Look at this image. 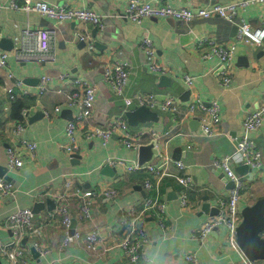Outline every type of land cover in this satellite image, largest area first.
Listing matches in <instances>:
<instances>
[{"label":"crops","instance_id":"crops-1","mask_svg":"<svg viewBox=\"0 0 264 264\" xmlns=\"http://www.w3.org/2000/svg\"><path fill=\"white\" fill-rule=\"evenodd\" d=\"M41 1L72 9H90L103 17L104 28L99 30L76 22L59 24L36 13L27 15L9 8L0 12V53H6L7 57L6 65L0 68V179L4 178L15 189L13 197H0V241L11 244L12 233L3 226L11 214L24 208L33 212L36 204H42L43 207L34 213V222L42 228L38 243L44 251L35 250L31 241L25 238L21 248L27 264H129L118 248L103 255L88 253L78 244L62 248L67 231L61 226V218L54 214L56 204L52 198L60 193L72 195L69 211L74 223L69 234L74 231L87 233L97 228L114 237L122 233L120 218L124 212L138 211L147 201L156 198L154 190L145 189V181H153L145 169L126 173L107 164V160H121L131 165L138 163V150L124 149L117 136L105 144L99 138L84 137L88 127L105 128L113 120L120 119L130 133L145 132L142 145L155 140L159 152L167 143L170 158L182 160L189 167L191 176L187 189L189 208L181 211L179 197L183 188L177 181L179 172L173 166L169 167V176L163 178L159 186L158 197L164 206L163 213L148 212L140 223L149 240L146 257L158 253L163 264H185L183 256L191 253L196 255L199 264H240L238 252L228 245L225 227L212 231L202 243L192 236L209 217L218 213L220 202L227 200L233 187L210 163L233 152L235 142L242 135L244 116L264 102V48L238 41V26L219 17L197 18L188 24L164 18H143L137 23L123 17L129 0ZM140 1L152 7L169 5L197 10L241 0ZM15 2L20 5L23 0ZM0 3L7 5L9 0H0ZM237 22H245L252 29L264 28V3L238 11ZM27 28L52 32V62L37 65L16 59L15 55L24 52L31 44L24 32ZM85 32H89L93 40L91 52L78 40V34ZM144 38L151 41L157 62L168 67L170 73L161 76L149 70L140 47ZM202 39L224 47L235 46V68L229 90L218 87V59L213 55L203 58L197 49L198 41ZM119 62H127L130 66L129 81L122 96H117L102 79L104 68ZM61 74L67 79L59 81ZM185 75L193 78L191 88L183 82ZM43 76L49 77L50 81L41 96L39 80ZM75 80L93 85L96 95L92 116L83 128L75 131L79 147L76 157L69 158L64 151L68 144L65 128L78 110L66 106L64 94L74 89ZM4 88L12 89L13 94L20 97L11 102ZM22 92L27 94L22 96ZM138 96H152L157 109L139 105ZM196 97L202 102L216 101L220 105L219 136H202L200 112L175 123V114L179 116L185 112ZM15 102L23 105L17 116L11 107ZM163 103L168 104L169 110H162ZM57 106L61 110L54 114ZM174 108L176 112L173 113ZM23 110L26 113L21 118ZM45 113L50 114V118ZM19 123L24 126L17 131ZM250 137L261 154V160L258 168L248 167L253 174L252 181L248 179L250 170L239 175L236 168L243 165L235 167V173L245 187L237 202L240 213L259 197H264V123L261 130ZM20 140L36 145L33 157L19 148ZM188 146L190 149H186ZM8 149L23 162L20 169L8 168ZM105 188L116 190L117 198L93 197L90 218L78 220L79 197L85 192ZM0 264H6V260L0 259Z\"/></svg>","mask_w":264,"mask_h":264},{"label":"built area","instance_id":"built-area-1","mask_svg":"<svg viewBox=\"0 0 264 264\" xmlns=\"http://www.w3.org/2000/svg\"><path fill=\"white\" fill-rule=\"evenodd\" d=\"M264 0H241L228 5H211L197 10L186 8H172L169 5L152 7L148 4L142 3L140 0H129L128 6L125 10L124 18L133 22L139 23L143 18H164L173 19L183 24H188L195 19H209L211 17H219L233 25L238 26L236 39L254 47L264 48V28L252 29L250 25L245 22H237V13L244 10L249 5L263 4ZM12 9L14 11L23 12L25 14L36 13L41 17L50 19L56 23L76 22L82 23L99 30H103V17L90 9H72L67 6H57L45 3L41 0H23L22 4L18 5L15 0H9V4L4 5L0 3V12L5 9ZM29 44L24 52L17 53L16 59L19 62H33L37 65L46 64L53 61L51 52L52 32L44 29L30 31L24 30ZM78 40L82 42L88 52L93 50V40L89 32L79 33ZM142 52L146 59V64L149 70L161 76L170 73L171 70L158 63L155 58V49L151 41L144 38L140 44ZM197 49L201 51L202 57L207 58L211 55L215 56L220 64L219 76L217 80L218 87L222 90H229L232 83V74L235 68L234 57L236 48L233 44L226 47L215 45L214 42L207 39L198 41ZM6 53H0V68L6 65ZM130 76V66L127 62H119L109 64L104 68L103 82L106 83L117 96H122L128 84ZM59 81H64L67 77L64 74L59 75ZM50 78L43 76L39 80V94L43 96L47 90ZM183 82L187 88L193 85V78L188 75L183 76ZM74 89L65 92V104L67 107L77 109V115L70 121L65 128V135L68 139V144L64 146V151L69 158L77 153L79 147L75 138V131L83 128L86 122L93 114L95 108L96 88L84 80H75L73 82ZM20 86V83H17ZM9 100L15 101L20 95L13 94L12 89L4 88ZM22 92V96L26 95ZM38 94V95H39ZM39 95V96H40ZM139 105L145 106L150 110H156L157 104L150 97H137ZM168 104L163 103L162 110H169ZM60 106L54 108V114L60 112ZM26 110L21 112V118H24ZM173 113L176 112L174 108ZM197 112L202 115L199 121L202 128V136L205 138H214L221 133L217 131L220 124L219 112L220 105L216 101L208 103L202 102L197 97L188 106L185 112L175 114L176 121H182L189 117H194ZM50 118V114L45 113ZM264 123V102H262L255 110L246 113L242 121V135L234 144V150L231 154L225 155L220 159H213L210 166L222 172L224 178L233 184L229 192L228 198L224 202H220L218 213L215 216L209 217L207 221L198 228L192 238L202 243L205 241L210 233L220 227L227 229V242L230 248L236 250L240 256V264H262L258 261H250L241 252L237 245V228L241 223L242 217L238 210L237 202L241 194L245 191L242 179L235 173L237 165L247 166L250 169L258 168L260 165L261 154L257 150L255 142L250 135L261 130ZM23 124L17 125V131L23 128ZM115 136L118 137L119 145L126 150L137 151L142 145L145 132L130 133L127 126L120 119L113 120L105 128L88 127L84 132V137L87 139L99 138L104 144ZM192 137V135H187ZM159 137L155 138L158 139ZM167 143L158 152V158L154 165L140 167L137 163L128 164L127 162L118 160H107V164L117 166L126 173L146 170L152 177L153 181H145L146 190H154L156 198L149 200L143 207L135 211L130 209L124 212L120 218V225L122 233L119 237H114L112 234L101 232L100 229L82 233L74 231L69 234L72 219L69 211V201L71 194H56L52 196L56 204L55 216L61 218V226L67 231L62 240V248L69 247L73 244L82 246L88 253H98L103 255L113 248L120 249L128 260L129 264H147V257L145 249L148 246V237L142 229L141 221L148 212L163 213V203L158 197L159 186L163 178L169 176V167L173 166L179 172L177 177L178 183L183 188V192L179 197V205L181 211H186L189 208V201L187 198V189L191 183V176L188 174L189 167L182 160H173L167 153ZM19 148L22 149L28 156L33 157L36 145L25 140L19 141ZM190 149V147H186ZM8 168L20 169L23 162L19 159L16 153L8 149ZM69 187L70 183L67 182ZM15 189L4 178L0 179V197H13ZM102 196L109 200H114L118 196V192L112 188L99 189L98 191L85 192L80 196V212L76 218L82 220L90 218V201L95 196ZM4 227L12 233V240L10 245H5L0 241V259H5L6 264H27L25 254L21 248V242L27 238L31 241L33 248L40 253H43L42 247L38 243L42 237V228L37 226L34 222V213L30 208L18 209L11 214L4 222ZM264 239V232L261 234ZM100 249V250H99ZM100 251V253H99ZM185 264H199L198 258L195 254H185L183 256ZM63 264V263H59Z\"/></svg>","mask_w":264,"mask_h":264},{"label":"water","instance_id":"water-1","mask_svg":"<svg viewBox=\"0 0 264 264\" xmlns=\"http://www.w3.org/2000/svg\"><path fill=\"white\" fill-rule=\"evenodd\" d=\"M234 27L236 28V26ZM72 157L74 158L76 155L74 154ZM157 158L158 149L155 140L138 148V166L145 167L154 164L153 162L157 161ZM174 159L177 160L179 158L176 157ZM247 170H250L247 166L236 168V172L239 175H243ZM249 172L248 179L252 181L253 174L251 170ZM230 184L232 183L230 182ZM42 207V204H36L33 213H37ZM241 217V223L237 228V245L247 259L264 263V239L261 237L264 232V197H259L254 204L243 208Z\"/></svg>","mask_w":264,"mask_h":264},{"label":"clouds","instance_id":"clouds-1","mask_svg":"<svg viewBox=\"0 0 264 264\" xmlns=\"http://www.w3.org/2000/svg\"><path fill=\"white\" fill-rule=\"evenodd\" d=\"M147 264H163V260L158 253L150 254L147 257Z\"/></svg>","mask_w":264,"mask_h":264},{"label":"trees","instance_id":"trees-1","mask_svg":"<svg viewBox=\"0 0 264 264\" xmlns=\"http://www.w3.org/2000/svg\"><path fill=\"white\" fill-rule=\"evenodd\" d=\"M12 112L15 116L18 115L19 111L23 108V105L20 102H15L12 104Z\"/></svg>","mask_w":264,"mask_h":264}]
</instances>
